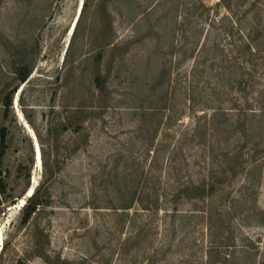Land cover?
I'll return each instance as SVG.
<instances>
[{"label": "rangeland", "instance_id": "1", "mask_svg": "<svg viewBox=\"0 0 264 264\" xmlns=\"http://www.w3.org/2000/svg\"><path fill=\"white\" fill-rule=\"evenodd\" d=\"M231 7L0 0V264H264V0Z\"/></svg>", "mask_w": 264, "mask_h": 264}, {"label": "trees", "instance_id": "2", "mask_svg": "<svg viewBox=\"0 0 264 264\" xmlns=\"http://www.w3.org/2000/svg\"><path fill=\"white\" fill-rule=\"evenodd\" d=\"M234 0H221L222 5L232 14V3ZM86 4V2H85ZM252 22H251V27L254 29V26L262 25V30H260V33L256 35V37H253L255 41V47L257 50H262L264 47L262 46V43H264V22L256 19V17H252ZM248 32V31H247ZM249 34L251 33L250 31L248 32ZM249 34L246 36V39L249 40ZM250 47H252L250 45ZM30 74L29 68L26 66L22 65L19 67L18 71V78L20 80V83H23L27 80L28 76ZM97 84L102 87V77H97L96 78ZM17 88V87H16ZM16 88L13 91H10L6 94L5 96V112L8 114L9 109L12 106L13 103V95L14 92L16 91ZM240 122V121H239ZM238 122V123H239ZM0 134H1V139H0V194H5L8 190V184L6 182V179L3 175V164H4V157L6 155L7 149H8V142H7V137H8V129L6 126H3L0 129ZM230 170H233L235 173L237 172L235 169V165H230L229 166ZM213 186V185H212ZM199 189L200 185H196ZM205 194V193H204ZM16 203V202H14ZM46 203V200H44L41 195L39 190H34V192L28 197L25 205L23 206V223L26 224L28 223L31 218L40 210V207ZM17 264H27L24 261H19Z\"/></svg>", "mask_w": 264, "mask_h": 264}, {"label": "water", "instance_id": "3", "mask_svg": "<svg viewBox=\"0 0 264 264\" xmlns=\"http://www.w3.org/2000/svg\"><path fill=\"white\" fill-rule=\"evenodd\" d=\"M36 158H37V155H36ZM34 190H35V189H33V191H32L31 193H33V192H34Z\"/></svg>", "mask_w": 264, "mask_h": 264}, {"label": "bare ground", "instance_id": "4", "mask_svg": "<svg viewBox=\"0 0 264 264\" xmlns=\"http://www.w3.org/2000/svg\"><path fill=\"white\" fill-rule=\"evenodd\" d=\"M32 191H33V189H32ZM32 191H31V192H32ZM31 194H32V193H31Z\"/></svg>", "mask_w": 264, "mask_h": 264}]
</instances>
